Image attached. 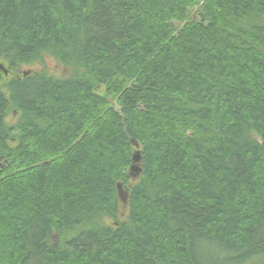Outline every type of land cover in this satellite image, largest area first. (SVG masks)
I'll return each instance as SVG.
<instances>
[{
  "label": "trees",
  "instance_id": "16d2710c",
  "mask_svg": "<svg viewBox=\"0 0 264 264\" xmlns=\"http://www.w3.org/2000/svg\"><path fill=\"white\" fill-rule=\"evenodd\" d=\"M0 61V264H264V0H0Z\"/></svg>",
  "mask_w": 264,
  "mask_h": 264
},
{
  "label": "rangeland",
  "instance_id": "374dc122",
  "mask_svg": "<svg viewBox=\"0 0 264 264\" xmlns=\"http://www.w3.org/2000/svg\"><path fill=\"white\" fill-rule=\"evenodd\" d=\"M1 63L3 64V66L5 65L4 62H1ZM41 69H44L47 71V73L53 74L55 76H69L72 73L71 72L72 68L70 66L65 65L64 63H62L58 60H55V58L47 56V55H45V58L42 61L22 65L19 72H20V74L21 73H27V72L30 73L32 70H41ZM2 75H4V74H2ZM12 75H13V73L7 72V74H5L4 76L8 78ZM97 89L102 94L105 92L103 85H102V87L100 86V88L98 86ZM16 116H17L16 114H13V115L10 114L7 117V122L9 124L14 123L16 120ZM135 176H137V174ZM102 222L105 224H113L114 221L110 217H104Z\"/></svg>",
  "mask_w": 264,
  "mask_h": 264
},
{
  "label": "water",
  "instance_id": "95a60500",
  "mask_svg": "<svg viewBox=\"0 0 264 264\" xmlns=\"http://www.w3.org/2000/svg\"><path fill=\"white\" fill-rule=\"evenodd\" d=\"M0 70L4 71V73L7 74V70H5L2 63H0ZM131 141H132V144H134V146H135V152L131 156L132 157V164L130 166V169H128V170H129L130 175L135 176L139 172V167L136 165L138 162V156H139V154H138L139 145H138L137 141H135L134 139H132ZM116 189H117L118 199L122 202V204L125 205L127 203L128 197H129V195H128L129 192H128L127 188L123 185L122 182L119 181V182H116Z\"/></svg>",
  "mask_w": 264,
  "mask_h": 264
},
{
  "label": "bare ground",
  "instance_id": "6f19581e",
  "mask_svg": "<svg viewBox=\"0 0 264 264\" xmlns=\"http://www.w3.org/2000/svg\"><path fill=\"white\" fill-rule=\"evenodd\" d=\"M124 186H125V185H124ZM116 191H117V189H116ZM117 198H118V196H117ZM118 200H119V199H118ZM119 202L122 203L120 200H119Z\"/></svg>",
  "mask_w": 264,
  "mask_h": 264
}]
</instances>
